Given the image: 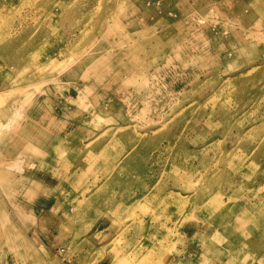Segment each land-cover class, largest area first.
Segmentation results:
<instances>
[{
    "label": "rangeland",
    "instance_id": "1",
    "mask_svg": "<svg viewBox=\"0 0 264 264\" xmlns=\"http://www.w3.org/2000/svg\"><path fill=\"white\" fill-rule=\"evenodd\" d=\"M152 252L264 264V0H0V264Z\"/></svg>",
    "mask_w": 264,
    "mask_h": 264
},
{
    "label": "bare ground",
    "instance_id": "2",
    "mask_svg": "<svg viewBox=\"0 0 264 264\" xmlns=\"http://www.w3.org/2000/svg\"><path fill=\"white\" fill-rule=\"evenodd\" d=\"M12 122V121H11ZM6 126H8L9 125V122H7L6 124H5ZM27 130H28V132H30L31 134H35L36 132L35 131H33V128L31 127V126H27ZM33 131V132H32ZM34 134L32 135V136H34ZM35 137V136H34ZM221 199V198H220ZM222 200V199H221ZM220 204H221V202H220ZM219 204V202H217V203H212V202H207L206 203V201H205V203H203L201 206H199V209L200 210H202V211H206V214L208 215V214H212V213H216L218 210H220V207H221V205ZM252 212V211H251ZM247 215V213L246 212H244V211H242L241 213H239L238 214V220H240V222L241 221H245L244 219H246V216ZM212 216V215H211ZM245 217V218H244ZM234 219V218H233ZM235 223V222H234ZM241 224V223H240ZM222 225H224V224H222ZM236 225V224H235ZM245 225V224H244ZM212 226V225H211ZM214 228V227H213ZM243 228V227H242ZM210 232H211V230H210ZM240 233V232H239ZM244 233V232H243ZM222 234V233H221ZM223 235V234H222ZM242 236V235H241ZM226 237V236H225ZM216 236L215 235H212L211 237H210V245L208 244L207 245V248H206V251L209 249L210 251H219V252H222V250L218 247V244H216ZM244 243V242H243ZM153 254H155V252H153V253H151L150 254V256H149V258H147V263L145 262V261H142V263L143 264H148V262L149 263H151L152 264V255ZM209 258V257H208ZM232 258V257H231ZM158 259V258H157ZM232 262V261H231ZM157 263V262H156Z\"/></svg>",
    "mask_w": 264,
    "mask_h": 264
},
{
    "label": "crops",
    "instance_id": "3",
    "mask_svg": "<svg viewBox=\"0 0 264 264\" xmlns=\"http://www.w3.org/2000/svg\"><path fill=\"white\" fill-rule=\"evenodd\" d=\"M80 209V208H79ZM68 214H69V211H68ZM78 214H79V212H78ZM77 215V214H76ZM156 252V251H155ZM153 253V252H152ZM217 253V252H216ZM218 253H219V251H218ZM150 256V255H149ZM153 259V258H152Z\"/></svg>",
    "mask_w": 264,
    "mask_h": 264
}]
</instances>
